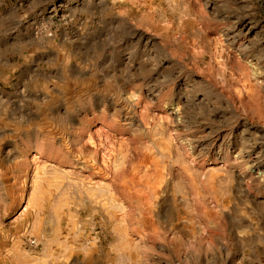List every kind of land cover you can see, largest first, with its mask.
I'll return each instance as SVG.
<instances>
[{"label": "rangeland", "instance_id": "obj_1", "mask_svg": "<svg viewBox=\"0 0 264 264\" xmlns=\"http://www.w3.org/2000/svg\"><path fill=\"white\" fill-rule=\"evenodd\" d=\"M0 264H264V0H0Z\"/></svg>", "mask_w": 264, "mask_h": 264}]
</instances>
